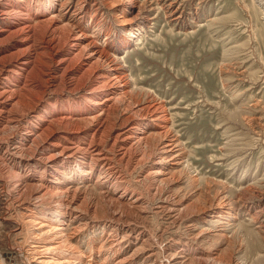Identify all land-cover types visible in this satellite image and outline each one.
I'll return each mask as SVG.
<instances>
[{
    "label": "rangeland",
    "instance_id": "1",
    "mask_svg": "<svg viewBox=\"0 0 264 264\" xmlns=\"http://www.w3.org/2000/svg\"><path fill=\"white\" fill-rule=\"evenodd\" d=\"M41 2L0 0V92L32 89L33 101L41 100L33 113L44 120L40 126L56 116L72 115L79 122V129H72L77 135L64 125L52 126V133L66 135L69 143H89L109 118L116 125L107 130L106 145L131 127L130 121H139L146 135L166 127L177 144L162 163L153 159L136 170L115 164L122 181L119 187L104 184V177L99 181L96 172L89 179L85 165L75 167L83 169L77 175L73 169L64 177L58 173L48 177L56 187L88 191L91 199L101 191L106 197H118L126 187L130 193L123 201L136 197L131 199L137 208L132 216L122 212L102 222L96 220L100 214H94L95 220L64 219L66 232L89 226L77 231L71 242L91 256L92 264H189L208 255L221 263L264 264V0H56L47 15L38 11ZM55 14L63 23L78 26L87 36L85 42L104 51L125 90L134 91L129 93L131 101L137 106L159 105L163 112L142 111L122 123L125 115L115 108L108 110L103 102L115 87H106L99 95L90 93L89 84L71 81L86 71L89 62L84 56L71 61L70 39L46 41L40 28L33 30L38 34L35 42L32 38L19 42L26 31L7 38L9 31L23 24L20 17L32 19L35 26ZM22 49L26 51L18 53ZM10 71L22 76L12 77ZM93 73L88 72L87 78ZM13 100L17 110L20 99L14 95ZM96 101L100 103L94 105ZM9 102L0 99V107ZM161 114L165 120L159 118ZM19 120L3 135L6 141L0 139V264H27L22 250L32 241L31 232L22 225L19 188L14 183L7 188L2 167H18L28 182L41 174L37 163L29 166L18 158L25 142L23 132H18L23 123ZM3 123L0 130L6 127ZM127 142L119 139L117 145ZM106 145L94 143L90 148L105 150ZM118 146L114 155H119ZM173 154L179 159H171ZM154 169L170 178L159 191L143 181L146 171ZM166 195L188 205L190 213L169 214ZM221 198L227 204L219 209L215 205ZM48 215L62 222L63 215ZM113 240L119 241V249L109 254ZM62 256L58 253L52 259L63 260Z\"/></svg>",
    "mask_w": 264,
    "mask_h": 264
},
{
    "label": "bare ground",
    "instance_id": "2",
    "mask_svg": "<svg viewBox=\"0 0 264 264\" xmlns=\"http://www.w3.org/2000/svg\"><path fill=\"white\" fill-rule=\"evenodd\" d=\"M41 1L42 2L39 5L40 9H38L41 15H47L46 13H49L50 11H52V9H54L56 0ZM28 11L29 9H26V12ZM18 14L21 15L20 12H18ZM22 15L26 17L27 13H24ZM24 16H22L23 18L20 17L21 20H19L21 21V24H23L12 31L8 30L9 35L7 38H9L11 34L26 31L24 33L25 37L23 36L22 38L21 36L19 42L22 43L27 38H32L35 42L37 33L35 34L33 30L40 28L37 30H44L43 37L46 39V41H51V38L54 39V37H67L68 39H70L72 42V44H70L71 42L69 43L72 49L71 53L69 54L72 55L70 56L72 57L71 61L77 60L81 56H84L89 62L88 65L85 64L86 69H84L86 71H83V73H80L78 76H76L75 74L74 77H71V81L74 80L77 84H82L83 86H86L87 83L91 88L90 93H99V95L105 91L104 88L106 89V87L110 86L115 87V89L108 91L107 95L109 96L105 98L103 102L106 103V105L109 107L108 110H110L111 108H115V110L120 111L125 115L126 118L122 121V123L130 121V119L132 120L134 119V117H138V115H140L142 111H151L152 114H155L156 112H163L162 107L159 105L152 104L150 105L151 107H149V105H147L146 107L139 105L137 106L135 102L131 101V96L130 99L128 98L129 93L132 94L134 93V91L125 90L126 84L122 83V78L115 74V68H113L112 64H110V59L108 58V56L104 53V51L99 50L96 46H93L92 43L85 42V38L87 36H85L84 33L81 32L82 30L79 31V28L77 29L78 26L69 23H63L61 18L58 17L57 14L52 16L50 15L49 17L37 22V24L33 26L32 24H30L33 20L30 18H25ZM22 19H24V21H27V23L24 24V22H22ZM122 22L127 23L128 20H122ZM7 38H4L1 41H6ZM26 49L19 50L18 53L25 52ZM75 50L76 53H74ZM67 57L61 58V60L64 61L65 59H67ZM68 67H70V64H68L67 68ZM88 72H90V74L92 72L95 73H93L90 78H87L86 74ZM10 73H13L11 75L12 77L14 74L17 77L22 76L21 72L10 71ZM83 80H85V82H83ZM41 93H44V91H42ZM14 95H16L18 99H20L18 103V111L14 109ZM33 95L34 92L32 89H27L23 93L20 91L0 92V99L4 98L5 101L10 100L7 106H4L2 108L0 107V125L4 124L3 122H5L6 124L4 125L6 126V129L3 128L2 130H0V139L3 140L5 138L3 137L5 132L9 130V128L13 129V125L20 121L19 119L21 118L23 120V123L20 126L18 125V132H23V135L20 136H23L25 142L21 143L20 145L21 151L18 158L23 159L27 164H29V166H31L33 163H37V165L41 167V174L39 175V178H33L34 180L31 179V181L34 182H28L26 176L17 171L19 170L18 167H13V170L7 168L6 166L2 167L4 173L3 176H5L7 188L9 186H13V183L17 188H19L20 194L18 195V203L20 206L19 209L23 210V213H21L22 225L27 231L31 232L30 238L32 241L30 244H27L26 250H22V253L25 256V260H27V264H92L89 262L93 260L88 258L91 256L89 255L86 257L85 254L79 249V247L71 242L72 236L77 231H82V229H86L89 226L87 224H84L82 226L74 228L73 230L71 229L72 231L70 232H66L65 227L62 224L64 223V219H67L68 221H76L79 220L82 216H85L95 220L96 216L94 214H100L101 217L97 218L96 220L100 219L102 222V219L106 220L107 218L110 219L115 218L116 216L119 217L122 212H125L132 216L136 214L134 210H137V208L133 205L135 204V202L132 203L131 199L135 201L136 197L135 199H133V196H130L123 201V198L125 197L124 194L129 192V188L126 187L124 188V192L122 193L121 191V195H119L118 197H106L105 192L101 191L99 193L97 192L96 196L94 193V199H91V197L89 196L91 193L88 194V191L86 192L84 190L83 192H80L79 189L69 190L67 188L62 189L58 186L56 187L54 186V184H50L51 182L49 181L50 179L48 177L55 178V173H58L60 176L64 177L66 173L71 172L73 169H76V166L85 165V167L90 170L89 174H87L89 176V179L91 175H94L93 173L96 172L99 173V176L96 175L99 181L104 177V184H107L108 182L110 183L111 187H119L122 181L120 179V176L118 177L116 175L117 173H115L114 171V168L117 169L115 167V164L119 166L123 165L125 167L131 166L132 169L136 170V168L152 162L153 159H157L153 163H162L167 160L164 155L172 154L173 150L175 149L174 147H176L177 144L174 142V139L169 138V129L166 127L158 133L146 135V132H143V129H141L139 121H137L136 123L130 121L129 125L131 127L123 132L116 134L112 139V142L106 145L105 142L107 138V130L116 125V123L110 121L109 118L107 119V126L100 132V134L96 131L91 135L90 141L88 140L89 143L85 144L87 146H81L82 144H80L79 142L69 143L68 137L66 138V135L62 136L61 134L60 136L56 137L52 133L54 131L52 130V126L54 124L64 125L63 127L65 128V130L69 128L72 134H76L77 132L72 129H76V131L77 129H79L78 120H72V115L70 116V114H66V116H56L55 118L48 121L47 124H44V126H40L42 124V121L44 120L42 118H38L40 117L39 114L35 115L33 113L37 112V106L39 101L41 100L33 101ZM88 102H91L90 99L87 100V103ZM93 103L94 105H98L100 102L96 101ZM13 111L17 112V114H14ZM18 117L20 118L18 119ZM159 118L163 120L166 119L164 114H161ZM0 128H2V126ZM119 139L128 142L126 144L118 146L117 141ZM94 143L100 144L102 147L106 145V151L104 150V148H90L92 145H94ZM117 146L120 152L119 155L118 153L114 155ZM108 153H111L113 156L107 155ZM171 159L178 160L179 155L173 154ZM0 161H2L1 158ZM176 163H178V161H176ZM59 166H64V169L60 170ZM79 170L83 171L82 166L74 170L73 173L77 175L79 174L77 172ZM161 173L162 171L159 169L146 171L145 175L143 176V181L149 183L154 188V190L159 191L161 189V185L170 180V178L167 177L166 174ZM160 175H163V177ZM31 176L32 175L30 173L27 175V177ZM135 192L133 191V194ZM162 192L164 193V191ZM154 193L156 194V192ZM169 197L170 196L167 197V195L165 197V199L167 200L166 202L169 203V214L170 212L175 213L176 215H181L182 213H190V207L188 205L181 206L179 200L170 201ZM225 203L223 201V198H221L215 206L219 209H222L226 207ZM162 206L164 207V205ZM38 209L41 210V214H44L43 216L38 215ZM48 214L59 215V217L63 215V217L61 218L62 222L57 223L56 220L50 219ZM113 241L114 242L109 245V254L111 252H115V249L116 251L119 249V241ZM58 253L64 255L61 257L63 258V260L52 259V255H56ZM98 253L99 249H97L96 254L99 255L100 253ZM217 260L218 259L212 257V255H208L204 258L194 259L190 261L189 264H231L230 262L225 261V263H221Z\"/></svg>",
    "mask_w": 264,
    "mask_h": 264
}]
</instances>
